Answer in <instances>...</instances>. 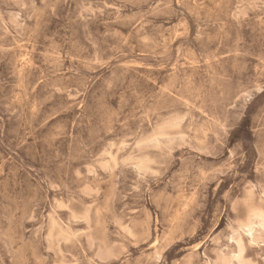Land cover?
Returning a JSON list of instances; mask_svg holds the SVG:
<instances>
[{
  "label": "rangeland",
  "instance_id": "obj_1",
  "mask_svg": "<svg viewBox=\"0 0 264 264\" xmlns=\"http://www.w3.org/2000/svg\"><path fill=\"white\" fill-rule=\"evenodd\" d=\"M0 264H264V0H0Z\"/></svg>",
  "mask_w": 264,
  "mask_h": 264
}]
</instances>
